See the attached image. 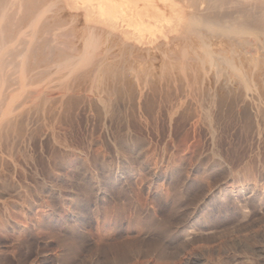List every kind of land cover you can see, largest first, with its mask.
Listing matches in <instances>:
<instances>
[{"label": "rangeland", "instance_id": "rangeland-1", "mask_svg": "<svg viewBox=\"0 0 264 264\" xmlns=\"http://www.w3.org/2000/svg\"><path fill=\"white\" fill-rule=\"evenodd\" d=\"M48 1L42 7L49 8L46 18L49 14L54 19L70 17L63 20L68 27H82L86 22L79 0H53L52 6ZM24 4L21 14L27 8ZM177 4L180 24L174 30L157 31L153 40L151 31L159 29L160 23L153 22L146 11L140 23L124 18L121 10L117 11L118 27L97 23L106 27L99 51L110 45V60L126 67L132 63L134 78H125L134 83L124 78L95 88L86 77L55 69L54 59L48 67L42 63L44 69L35 65V70L18 72L11 62L6 66L0 75L4 78L0 82V264H264L261 71L247 69L245 102L239 83L231 86L232 91L222 89L228 96L224 92L220 96L222 90L212 72L201 82L176 71L166 70L169 75L165 76L162 63L170 60L169 49L181 48L180 34L187 22V9ZM56 5L65 11L56 12ZM138 9L142 12L145 7ZM44 20H37L35 29ZM5 23L4 19L1 26ZM16 23H21V30L28 29V21L16 19ZM16 23L11 27L19 29ZM108 30L112 31L109 37L105 36ZM21 37L16 35L10 42L15 51L23 49ZM115 37L118 42L113 41ZM68 40L81 46L77 37ZM114 50L122 53L116 56ZM139 72H144V80ZM178 76L184 84L178 83ZM255 80L262 84L256 86ZM75 84L81 89L76 90ZM7 112L13 129L2 121L1 114Z\"/></svg>", "mask_w": 264, "mask_h": 264}, {"label": "bare ground", "instance_id": "bare-ground-1", "mask_svg": "<svg viewBox=\"0 0 264 264\" xmlns=\"http://www.w3.org/2000/svg\"><path fill=\"white\" fill-rule=\"evenodd\" d=\"M44 1L45 0H0V75L1 76H2V73L5 72L6 66H9V65H11V66L14 65L15 68H12V69H16L18 72H20V71H23L24 69L29 70V68L31 69L35 65H38L40 67L42 63L43 64L45 63L46 67H48L49 66L48 64L52 63L51 60L54 59L53 62L57 63L53 66L55 69H64V68L67 69L68 72L66 74H68V76L79 74V75H81V77L82 76L84 78L86 77L88 79V81L90 82V86H92V87L93 86L98 87L100 85L101 86H103V85L108 86L109 84L106 85L108 82H120L125 78V76H132V75L134 76V74H135L134 71L136 70V68H134L132 63H130L126 67L125 65L120 64V61L118 63V62H115L114 59L110 60L111 57L109 58L108 54L111 52V55H113V53H112L113 50L110 51L111 50L110 49L111 47H109L110 45L107 46L106 48H103V50L99 51L101 43H102L103 39H105V37L103 36L102 33L106 27H104L103 25L110 26L111 28L118 27L117 26L118 25V23H117V19H118L117 11L118 10H121L122 16L124 18H126L127 20H137L138 22H139V20L141 21L143 19L144 11H146V12H148V14H149L151 20H153V22L160 23L157 26L159 29H157V30L152 29V31H151L150 38L153 40V39H156L157 31L163 32L164 28L174 30L178 27V25L180 24L181 19H182L181 14H180V9H181L180 5L177 4V2L178 3L180 2V3H183L185 8L187 9V15H186L187 22L185 23L184 28L182 30V33L180 34V39L182 41V43H181L182 45H181V48L179 50L177 48L175 49V50H178L176 52L175 51L170 52V49L168 47L172 44H170L168 47H166L167 50L169 49L167 54L170 53V56L168 54L170 60H168V61L162 60L163 63H162L161 68L164 72V75L166 74V72H165L166 70H170L169 72L176 71L178 74L183 75V77L184 76H190V77L192 76V77H194L195 81L200 80V82H201L204 80V78L207 76V74L212 72L211 74L213 75L214 80H215L214 83H216V85H219V88L221 87V90L225 89V90H231L232 91L231 86L233 84H236V83L241 84L242 87L239 88V90H240L239 92L241 93L240 97L243 98L244 102L246 101L247 88H248L247 78L249 79V77H250L249 76L250 74L248 75V72L250 73V71H248V70L252 69V70L258 71V68H259L261 71L260 72L261 73L260 79L263 78V80H264V0H79L80 1V3H78L79 6L85 10V14H86V22L83 24L82 27H71V26L68 27V24L66 25V22H64L63 20L70 19V17H67L65 19L58 18V17H60L57 15L58 13L55 16V18L58 16L57 19H54V17L51 18L50 14L48 16L49 18H46V12L48 11L49 8H47V7L42 8L43 6L46 5V3ZM175 1H177V2H175ZM25 2L27 3V5H26L27 8L24 11V14L22 11H21L22 12V14H21L20 13V10H22L21 5H23ZM52 2H53V0H51V1L49 0L47 3H49V5L52 6L53 5ZM56 2H58V1L56 0ZM63 4H61V5H63ZM58 6L56 5V7H58ZM140 6L145 7V10L141 9L142 12H139L138 7H140ZM53 7L55 9V4ZM63 7H58L56 12H58ZM160 8H161V10L163 9L162 10L163 12L159 10ZM63 10L65 11V9H63ZM63 10L61 9V11H63ZM53 11H55V10H53ZM53 13L54 12H52V15H53ZM54 15H55V13H54ZM75 15H72V18L74 17V21H76L77 17H79L77 15H76L77 16L76 17ZM61 17H63V16H61ZM79 18H81V17H79ZM4 19L7 20V23L2 24V26L3 25L5 26V27L4 26L2 27L1 23ZM16 19H18L22 23H23V21H28V23H25V25L26 24L28 25V26H26L28 29L24 30V31L21 30L20 28H22L23 26H21V23H20V25L17 24ZM37 20L38 21L44 20L42 22L43 25H40V27H39L40 29H38V30L35 29V22ZM74 21L72 20V22H74ZM14 22L17 25H19L18 26L19 29H17L15 26H13V28L11 27L12 26L11 23L15 24ZM67 22H69V20H67ZM77 22L78 21H76V23ZM97 23H100L103 25H101L99 27ZM75 25L76 24H74V26ZM78 25H79V23H78ZM78 25H76V26H78ZM14 28H15V30H13ZM111 32L112 31L108 30V33L105 36L109 37L112 34ZM16 35H23L24 36V38L21 37L22 40L24 39L23 43H22V46H23V44H24V46L22 47L23 49L21 51H19V49L21 47L17 51L14 50L15 48L10 47V42L13 39L15 40ZM70 36H73V38L77 37V40L80 39L79 41L82 40L83 41V42L81 41L82 44H80L81 42H79V46L80 45L81 46L78 47V45L73 44L74 42L69 41L68 38ZM63 39H65V40H63ZM117 40L118 39L116 37L113 38L114 42L115 41L118 42ZM72 41H74V40H72ZM113 41H112V44H113ZM55 42H56V44H55ZM104 42L105 41H103V43ZM125 42H126V40H125ZM175 42L179 43L176 40H175ZM19 43H20V41H19ZM173 43H174V41H173ZM214 45H217V46L214 47ZM174 46H173V48H174ZM170 47H172V46H170ZM67 48H68V50H67ZM118 48L116 47L115 50ZM69 49H70V52H69ZM160 49H163V48L160 47ZM119 50H122V49H119ZM134 50L137 52L138 49L135 48ZM116 51H115V53H116ZM171 51H172V49H171ZM120 52L121 51L117 52V53H119L118 55H120ZM136 52H135V55L140 51H138L137 53ZM117 53H116V56H117ZM158 53H155V54L158 55ZM140 55L139 56L137 55V57L139 58ZM151 55H150V57H151ZM153 56H154V54L152 55V58H153ZM9 57L12 60H10ZM135 57L136 56H134V58ZM145 57H146V55H145ZM154 57L157 58V56H154ZM160 57L163 59L162 56H160ZM28 58H31V60L28 61ZM122 58H123V56H122ZM152 58H151V60H152ZM118 59H120V58H118ZM146 59L147 58H145V60ZM141 60H140V62H141ZM131 61H132V59H131ZM158 61H160V59H158ZM162 61H160V63ZM10 62H11V64H9ZM151 65H153V64L151 63ZM154 65H156L155 62H154ZM41 67H43V69L45 68L44 66H41ZM142 67H143V69H145L144 66H142ZM150 67H152V66H150ZM35 68H33V69L35 70ZM158 68L159 67H157V69ZM33 69L31 70V72L34 73ZM37 69H39V68L37 67ZM151 69H154V68L152 67V68H150V70ZM146 70H147V68H146ZM49 71H50V69H49ZM52 71H54V70H52ZM147 71H146V74H147ZM13 72L15 73V71H13ZM40 72H36V73L40 74ZM155 72L156 71L154 70V73ZM139 73H140L139 79L142 78V80H144L143 78H145V77L141 76L142 72H139ZM149 73L152 74L151 72H149ZM160 73H161V71H160ZM177 73H175V74L177 75ZM46 74L49 75L50 73L48 72ZM255 74H256V72H254V75ZM10 75L12 76L13 73ZM36 75H34V76H36ZM42 75H43V73H42ZM167 75H169V74L167 73L165 76H167ZM258 75H259V73H258ZM34 76H33V79H31L30 76H28L31 79L30 81H33V80L36 81L35 80L36 77L34 78ZM255 76H257V74ZM8 77L10 78L9 75H8ZM59 77H62V75L58 76V78L56 77V79H59ZM81 77H80V79H81ZM257 77H256V79H257ZM9 78H7V80H9ZM39 78L40 77L37 78L38 82H39V80H41ZM126 78L131 80L128 77H126ZM126 78H125V81H126ZM168 78H169V76L167 77V79ZM178 78H177L178 83H180V82L183 83L182 82L183 79L181 78L182 79L181 80L180 76H178ZM80 79H79V83H82V80L80 82ZM169 79L167 80L168 82H169ZM260 79L258 77V80H260ZM2 80H4V78L0 77V82ZM133 80L134 79H132L131 81L133 82ZM179 80H180V82H179ZM9 81H11V80H9ZM30 81L28 80V82H30ZM88 81L86 80V82H88ZM255 81H256L255 82L256 86L258 85L257 84L258 82L260 84H262L261 83L262 79H261V82L260 81L257 82V80H255ZM132 82H131V84L134 83V82L133 83ZM6 83H7V85L10 84L9 87H11L10 82L9 83L6 82ZM32 83L34 84L36 82H32ZM143 84H144V82H143ZM183 84H182V86H183ZM15 85H16V83H15ZM70 85H71V83H70ZM75 86L77 87V88L75 87L76 90L81 89L80 87L78 88V86L76 84H75ZM168 86H170V85H168ZM9 87L6 86V89H8ZM164 87H165V85H164ZM179 87L180 86H178V88ZM205 87H206V84H205ZM260 87H261V85H260ZM70 88H71V86H70ZM131 88H132V85H131ZM171 88H173V87H171ZM185 88H186V86H185ZM104 89H106V88H104ZM110 89H111V87H110ZM161 89H162V87H161ZM261 89H260V91L264 90V88H263V90H261ZM115 90H116V88H115ZM135 90H137V89H134V91ZM154 90H155V87H154ZM179 90H180V88H179ZM218 90L220 91V89H218ZM39 91H40V89H39ZM134 91L132 93H134ZM182 91L185 94L186 90H185V92H184V90H182ZM219 91H218V93H219ZM76 92L78 93L80 91H76ZM92 92H94V90ZM223 92H224L223 90L220 91L219 95L223 96L224 95ZM11 93H12V91H11ZM11 93L9 92V94H11ZM59 93H63V92H59ZM105 93H106V91H105ZM147 93H149V92H147ZM183 93H181V95H183ZM224 93L226 94V91ZM233 93H235V92L233 91ZM260 93L264 94V91L260 92ZM29 94H30V92H29ZM117 94L119 95V92ZM204 94H206V93H204ZM263 94H261V95H263ZM35 95H36V93H35ZM47 95L50 96L49 94H47ZM145 95H147V94H145ZM197 95H195V96H197ZM210 95H211V91H210ZM210 95H207V96L209 97ZM219 95L216 97H219ZM30 96H31V94H30ZM92 96H93V94H92ZM119 96H121V95H119ZM129 96H130V94H129ZM131 96L133 97V95H131ZM131 96H130V98H131ZM225 96H228V95L226 94ZM79 97L80 96L78 95L77 98H79ZM147 97H148V95H147ZM95 98H96V96H95ZM238 98H239V96H238ZM1 99H3V98H1ZM24 99H26V98H24ZM24 99L22 102H24ZM79 99H81V98H79ZM106 99H108V98H106ZM120 99H122V96ZM219 99L221 100V98H219ZM83 100L84 99L82 98V101ZM208 100H210V99L208 98ZM225 100H226V98H225ZM91 101H92V99H91ZM120 101H122V100H120ZM206 101L207 100H205L204 102H206ZM28 102H30V101H28ZM53 102H56V101H53ZM77 102L75 104H76V106H79L80 103L78 102L79 104L77 105ZM93 102H95V101H92V103ZM238 102H241L240 99H238ZM187 103H189V101ZM207 103H208V101H207ZM63 104H65V103H63ZM131 104H133V103H131ZM217 104H218V102H217ZM72 105L74 106V104H72ZM183 105L185 106V103H183ZM247 105H249V104H247ZM1 106L2 105L0 104V107ZM135 106H137V104H135ZM135 106H133V107H135ZM186 106H188V105H186ZM192 107H193V105H192ZM228 107H230V106H228ZM74 108H75V106H74ZM84 108H86V107H84ZM221 108H222V106H221ZM258 108L260 110V107H258ZM207 109H209V108H206V111H207ZM190 110H191V108H190ZM209 110H211V112H212L211 108ZM1 111H2V109H1ZM40 111H41V109H40ZM46 111H48V110H46ZM192 111L193 110H191V112ZM67 112H69V111H67ZM207 113H208V111H207ZM260 113H262V112H260ZM53 114H55V113H53ZM66 114H68V113H66ZM104 114H105V112H104ZM206 114L203 113V115H205V116H206ZM9 115H10V113H8V112L2 113L1 117H2V121L6 120L5 122H8V125L10 123V126L12 127V125H11V123H12L11 119L12 118H10ZM33 115H31V117H33ZM203 115H202V117H204ZM24 118H26L25 115H23V119ZM40 118L42 119L41 116H40ZM13 119H15V118H13ZM19 119H20V116H19ZM36 119H38V117ZM202 119H204V118H202ZM26 120H27V118H26ZM204 120L207 121L206 118ZM19 121H21V120H19ZM22 121L19 123L23 126L24 124L22 123ZM210 121L211 120L209 119L208 122H210ZM3 126H5V123L3 124ZM19 127H18V129H19ZM10 129L8 130V132H11ZM12 129H13V127H12ZM22 129L25 130L24 128H22ZM19 130H17V131H19ZM23 130L21 131L22 134H23ZM19 132H17V134H20ZM4 135H5V133H3V136ZM4 137H7V136L5 135ZM21 137H23V135Z\"/></svg>", "mask_w": 264, "mask_h": 264}]
</instances>
